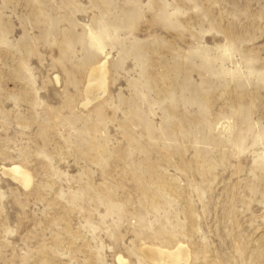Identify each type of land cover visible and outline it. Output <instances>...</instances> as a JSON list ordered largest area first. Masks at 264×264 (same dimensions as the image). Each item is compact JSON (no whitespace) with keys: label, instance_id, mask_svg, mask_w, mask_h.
I'll return each instance as SVG.
<instances>
[{"label":"rangeland","instance_id":"374dc122","mask_svg":"<svg viewBox=\"0 0 264 264\" xmlns=\"http://www.w3.org/2000/svg\"><path fill=\"white\" fill-rule=\"evenodd\" d=\"M0 166V264H264V0H0Z\"/></svg>","mask_w":264,"mask_h":264},{"label":"bare ground","instance_id":"6f19581e","mask_svg":"<svg viewBox=\"0 0 264 264\" xmlns=\"http://www.w3.org/2000/svg\"><path fill=\"white\" fill-rule=\"evenodd\" d=\"M106 31L107 30L104 31V34L107 33ZM108 33H109V31H108ZM102 34H103V32H102ZM107 56H108V54L105 53L104 59L102 61H99L98 63H96L94 66H92V68L89 71V78L87 79L88 83L85 87V93H84V94H86V97H87V101L84 102L85 104H88L92 101H95L94 99H97L101 95L100 94L97 97V95H96L97 90H98V92H99V89L105 90L106 80H107L106 79V77H107V74H106L107 73V67H106ZM1 169L3 170V173H7L8 175H11L12 179L17 180L23 186L27 187L30 185L31 176L25 168H23L19 165H13L12 164V166L10 165L9 167L2 166ZM142 250L145 251V254H146L145 256H148L149 259H151L155 263L159 262V261H162V262L183 261L184 263H187L190 259V253H189L187 246L181 245V244H178L176 246V248L173 249V251L170 250L171 251L170 253H165L159 247L153 248V247L143 246ZM165 257H169L170 259L165 258Z\"/></svg>","mask_w":264,"mask_h":264}]
</instances>
